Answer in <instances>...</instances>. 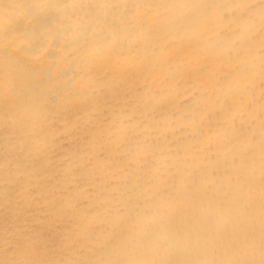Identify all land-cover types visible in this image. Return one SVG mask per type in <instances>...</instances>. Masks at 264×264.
<instances>
[{"label":"bare ground","instance_id":"6f19581e","mask_svg":"<svg viewBox=\"0 0 264 264\" xmlns=\"http://www.w3.org/2000/svg\"><path fill=\"white\" fill-rule=\"evenodd\" d=\"M0 264H264V0H0Z\"/></svg>","mask_w":264,"mask_h":264}]
</instances>
